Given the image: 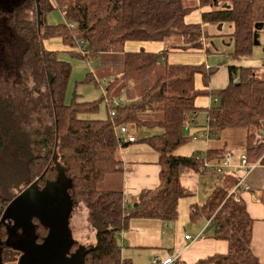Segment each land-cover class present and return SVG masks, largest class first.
<instances>
[{
    "label": "trees",
    "instance_id": "16d2710c",
    "mask_svg": "<svg viewBox=\"0 0 264 264\" xmlns=\"http://www.w3.org/2000/svg\"><path fill=\"white\" fill-rule=\"evenodd\" d=\"M196 5L200 22L186 24L184 16L191 10L182 8L180 0H0V82L12 75V86L18 88L19 84L29 93L21 98L0 90V125L4 128L3 135H10L14 143L25 144L28 140L27 149L31 152L22 167L25 187L9 198L0 195V264L15 262L21 256V250L8 243L16 237L9 236L7 209L22 197L37 204L40 201L34 195L38 192L46 202L38 211H46L51 198L56 200L51 203L55 212L60 210L63 215L53 219V228L58 229L55 238L61 241L58 248L61 256L52 264H78L77 259H81V264H133L130 258L122 256L118 240L130 219L173 221L177 218L178 199L193 195L182 185L181 175L189 168L198 170L204 158L200 153V158H196V154L185 156L174 152L190 139L184 134V126L198 110L206 111L212 134L225 127H244L248 163L264 164V140L257 132L264 120V78L257 77L251 67H242L237 72L234 65H228L227 85L210 89L215 69L204 64L171 63L166 57L176 50L195 52L205 47L207 34L202 24L206 23L218 24L219 29L224 24L229 26L233 58L249 54L253 35L259 31L255 25H264V0H198ZM51 12L61 15L56 23L47 19ZM170 29H179L190 39L189 44L171 46L164 52L142 47L135 51L126 49L128 41L159 40L158 36ZM62 48L68 58L100 56L102 68L117 71L110 78H103V99H108L105 118L81 117L97 114L98 101H79L76 94L66 101L71 65L62 55ZM160 58L164 62L150 80L149 74ZM20 73L26 76L28 85L18 80ZM197 76L202 79L200 88ZM131 77L138 80L141 94L138 99L131 98ZM85 79L92 81V73H87ZM122 89L129 101L113 105L112 99ZM208 98L216 102L207 108ZM9 109L27 113L34 128L22 134L10 127ZM120 124L156 129L141 140L158 154L159 184L141 190L131 202L120 189L100 187L108 176L122 170L118 157V149L124 143L117 129ZM222 152L208 150L205 159L220 161ZM239 177L230 185L225 182L216 186L203 202L191 204L189 211L193 222L204 219L210 223V237L224 241L225 252L192 263L178 256L172 264H262L251 249L253 218L244 201L229 194ZM48 183L62 187L64 197L45 190ZM79 202L87 209V221L94 233L93 242L87 247H80L66 235L69 231L65 218ZM35 217L32 216L31 222ZM49 231L50 227L39 221L34 229L36 240L46 239Z\"/></svg>",
    "mask_w": 264,
    "mask_h": 264
},
{
    "label": "rangeland",
    "instance_id": "374dc122",
    "mask_svg": "<svg viewBox=\"0 0 264 264\" xmlns=\"http://www.w3.org/2000/svg\"><path fill=\"white\" fill-rule=\"evenodd\" d=\"M181 6L187 10H196L197 9V1L198 0H180ZM51 19L53 22L59 21L61 15L56 12H51L48 14L47 19ZM173 23V22H171ZM175 26V25H173ZM202 29L206 32V38L204 42V46L200 49V53L194 54L197 57V61L194 64H204L205 66L215 69V73L211 76L209 85L212 87H220L223 83H225L228 79V65H234L236 67L237 72L242 69V67H251L253 71L257 74V77L263 78L258 73L260 68H263V59H264V28L260 29L258 32V45H253L251 52L244 56H239V58H233V50L234 46L232 41L228 37L229 33V26L224 24L221 29H219L218 24L206 23L202 24ZM3 30H6L3 28ZM161 37L159 41L163 42V49L161 52H164L166 49H170L171 46L177 45H187L189 44L190 39L188 40L179 29L172 30L170 29L168 33H164L163 35H159ZM62 55L70 62L71 65V73L67 84L66 90V101H70L73 98V95L76 94L79 101H98L99 102V109L97 114L81 116L83 118H105L107 115L106 110V103L103 99L104 96V87L103 83L105 82V78H110L112 74L116 73V70H110L108 68H102L100 65L101 57H90L87 59L81 58H68V55L65 53L64 49L62 48ZM170 56H168V61H170ZM164 62V58H160L158 64L153 66L149 78L152 80L159 71L160 65ZM92 73L93 80L87 81L85 79V75L87 73ZM26 83L28 85V80L23 73L19 74L18 80ZM104 78V79H103ZM17 79V78H16ZM196 84L200 88L202 86V79L200 76L195 77ZM12 75L9 76V80L6 78L2 79L0 82V90L1 91H9L14 93L16 96L19 95L21 98L28 96V89L21 88L18 84V88L16 85L12 86ZM104 81V82H103ZM102 83V84H101ZM14 84V82H13ZM17 88L15 90L14 88ZM20 87V88H19ZM129 89L131 90V98L138 99L140 97V89L138 80L136 77H131L129 80ZM113 98L119 105L125 104L129 101V97L125 90H121L117 96ZM210 101V100H209ZM211 102V101H210ZM213 103V102H211ZM10 110V109H9ZM12 123L10 127L16 128L18 132H22V134H28L29 131L34 128V123L29 119L27 113L22 110L15 109L10 110ZM158 112L157 115H159ZM196 114V113H195ZM196 122L199 124H203L201 126H194L192 123L193 120L188 122V128L184 130V134L190 137L187 139L183 144L178 146L175 150V154L180 153V155L185 154V152L193 153L196 151L203 152L201 153L202 157L206 165L202 169H206L205 172L198 173L202 171L201 169L197 170L198 172H193L191 174V178L186 180L187 186L189 189L194 193L190 196L181 197L178 199V209H177V218L175 220H171L168 223L171 225L169 227V231L171 232L172 239L174 240H181L182 242L179 244V247L184 244L188 243V240L184 241L183 235L188 234L192 238L196 237L197 233L203 228L205 231L202 232L201 237L208 236L212 234V227L210 223H207L204 219H198L193 222L189 216V209L188 206L191 202L200 199L198 202H202V199L205 197V192L210 184L213 185V188L218 184L222 183L221 176L228 174L229 169L233 167L235 159L239 161V157L241 155V151L244 148L245 140L242 139L240 133L246 132V129L241 126H231L225 127L221 129L218 133L209 134V147L216 149L220 152L230 151L232 153L231 157V165L224 170L223 173H218L213 169V165L217 163L216 158H212L209 161L205 159V152L206 149L203 147V143H205V138H199L197 140H192L191 137L195 135H199L201 130L205 129L206 127V120L205 119V110L201 109L198 110L196 116ZM204 121V123H203ZM205 124V125H204ZM9 127V128H10ZM131 130V133H134L136 136L137 142L135 144H143L145 145V141L141 140L142 137L146 136L147 134H152L156 131L154 128H143V127H132L128 126ZM4 128H1L0 125V195L2 197H12L18 190L23 189L26 184V176L22 167H25V162L29 155L31 156L30 148L28 147V140L25 144L21 142V144L14 143L9 136L3 135ZM208 137V138H209ZM246 137V136H245ZM222 152V153H223ZM183 153V154H182ZM13 156H12V155ZM208 161V162H207ZM259 162V161H258ZM209 173L210 176L208 175ZM197 179L195 180V178ZM118 178H121L120 174H112L108 176L105 181L100 184L101 188L105 189H120L121 186H118ZM185 183V182H183ZM183 185V184H182ZM60 187V186H59ZM28 188V186H26ZM61 191L63 190L60 187ZM211 191V190H210ZM37 193V191H36ZM201 194L198 197V194ZM41 193H37L38 196H35L36 200L40 201L34 206H31L33 209H40L42 204H46V202L42 199L43 197L40 196ZM44 194V193H43ZM42 195V194H41ZM63 193L60 194V198H63ZM198 197V198H197ZM61 200V199H60ZM56 200H52L50 198V202L48 205L52 206L51 203L55 202ZM39 204V206H38ZM56 205V204H55ZM54 206V205H53ZM71 214V219L69 218ZM62 214L60 210L55 212L54 217L55 219L62 218ZM66 222L65 225L68 226V233L66 234L67 237L73 235L80 240V247H87L88 245L93 242L94 233L87 221V209L81 203H77L74 205L72 213L68 212L67 217L65 218ZM40 220L39 217H35L33 220L32 225L36 226ZM8 222V220H7ZM180 236V237H179ZM173 240H168V244L166 247L162 246L160 253L164 255L166 251H172L176 249L175 247L171 248ZM164 247V248H163ZM150 250V249H147ZM154 250V248H153ZM156 253V252H154ZM164 253V254H163ZM22 255V252L20 251ZM140 254V253H139ZM153 252H144L141 255L137 254L135 258V264H141L142 261L147 263L146 259L152 258ZM150 257V258H149ZM129 258V257H128ZM140 258V259H138ZM78 264H81V259L78 260ZM19 259L15 262L9 264H18ZM152 262V259H151ZM150 262V263H151ZM77 264V263H75ZM143 264V263H142Z\"/></svg>",
    "mask_w": 264,
    "mask_h": 264
},
{
    "label": "crops",
    "instance_id": "0c3cea01",
    "mask_svg": "<svg viewBox=\"0 0 264 264\" xmlns=\"http://www.w3.org/2000/svg\"><path fill=\"white\" fill-rule=\"evenodd\" d=\"M183 20L186 24L200 22V10L196 9L190 11L188 14L184 16ZM140 47L151 52H161L163 49V42L159 40H145V41L134 40V41H128L126 43L127 50L135 51L138 50ZM195 53L198 54L200 53V51L190 52V51L176 50L175 52H169L166 55V57L168 58V56H170L171 63L194 64L195 62H198L196 55H194ZM263 65H264V59H263ZM260 69L261 70H258V73H260V76H263L264 78V67ZM227 83H228V79L220 87H212L209 85V88L210 89L222 88L225 85H227ZM209 100L212 102V99L210 98L207 99V101L205 102L207 108L212 104ZM196 118L197 117H195V122L192 124L194 126L203 125L196 122ZM205 120L207 123L206 111H205L204 121ZM257 132L259 136L264 140V120L260 128L257 130ZM240 135L242 139L246 141L245 136L247 135V131L241 132ZM197 139L198 138L195 139L192 138V140H197ZM209 139L210 137L205 139V143H203V147L207 148L206 151L216 150L214 148L209 147L210 145ZM135 142H137L136 139L132 142L125 141L123 145L120 146L118 149V157L121 161V166H122L121 172L118 173L121 176V178H118V186H121L120 190H122L125 199L128 200V202L133 201L141 190L152 189L157 187L159 184L160 166L158 163L157 152L146 142L145 145L135 144ZM241 152L242 153L240 157L245 153L244 148ZM197 153L201 154L203 152L200 151H196V153L185 152V154L183 153L182 154L185 156H190V155H195ZM178 154L180 155V153ZM240 157H239V161L238 158L237 160L235 159L233 167L229 169L228 174L221 176L222 183L221 184L218 183L216 186L225 185V182L226 185L227 182L228 185H230V182L234 178L238 177L239 175L241 176L242 172L239 168ZM202 168L204 167L200 166L199 169L202 170L200 172L192 168H189L181 175V183L183 184V186H185L186 189L190 190L189 187L187 186L188 184L186 183L187 178L190 179L191 174L194 171L198 173L205 172L206 169H202ZM210 174L211 173H209L208 175L210 176ZM197 177L198 176H196L195 180L197 179ZM244 182L249 186V190L239 189L236 191L235 197L240 198L244 201L248 214L253 218L251 249L253 253L258 257L259 261L262 264H264V164L261 163L260 161L259 162L257 161L254 164V168H252L250 172L246 175ZM215 187L213 188V185L210 184V186L207 188V191L205 192V197L202 199V202L215 189ZM200 196L201 194L199 193L198 197ZM199 200L200 199L193 201L189 204L188 206L189 211L191 204L193 203L200 204V202H198ZM177 209H178V204H177ZM168 222L169 221H162L157 218L130 219L128 228L122 231V236H118L119 243L122 245L121 247L122 256L127 258L129 257L132 260V263L135 264V260H136L135 258L137 257V254L141 255V253H144L146 251L153 252L151 259H153V257L156 255L162 257V256H166L168 253L178 252L179 256H181V258L185 262L192 263L210 254L225 252L226 244L224 241L215 240L211 238L210 237L211 234L205 237H201L202 232L205 231L203 228L197 233L196 237L194 238L191 237V239H185L184 236L188 234H184L183 239L184 241L188 240V243H184L179 247V244L182 241L172 239L171 232L169 231V227L171 225ZM207 223L209 222H206V225ZM70 237L72 240H75L78 243H80V240H78V238L73 235V232L71 233ZM170 239L173 240L171 248L175 247L176 249L168 252L166 251L165 254L163 253L164 255L157 253L160 251V248H162V246L166 247V245L168 244V240ZM151 259H146V261L147 260L150 261H147V263H144L142 261V263L151 264L150 263Z\"/></svg>",
    "mask_w": 264,
    "mask_h": 264
},
{
    "label": "water",
    "instance_id": "95a60500",
    "mask_svg": "<svg viewBox=\"0 0 264 264\" xmlns=\"http://www.w3.org/2000/svg\"><path fill=\"white\" fill-rule=\"evenodd\" d=\"M255 26L256 28H259V29L264 27V25L262 24H256ZM258 44H259L258 33H255L253 35V45H258ZM44 189L50 190L53 193L58 194L59 196L60 194H62L60 187L56 185L55 183H48ZM35 196H38V195H34V197ZM29 200H30L29 197L27 198L22 197V199L17 198L10 204V208L12 207V210H10V208L7 209V212H9L8 220L10 219L11 222L13 221L23 222L24 221L25 224H28L30 226L28 241L25 242V244H23V243H20V238L16 237L14 241L10 242L8 240V243L13 248L21 250L22 252V255L19 258L18 264H52L54 261H57L61 256L60 252L58 251L61 241L55 238V235L58 233L57 232L58 229L55 230L53 228L55 219L53 216L54 214L52 215L50 211L52 210V212L53 211L55 212V210L53 206L49 205L46 211L42 213L41 210L38 211L37 209H33L31 206H34L35 204L33 203L30 204L28 202ZM34 215L36 216V218L39 217L40 220H43L50 227L48 237L44 239V243L40 245L36 242V236L34 235V226L32 225V222H31L32 216ZM13 227H15V225H13ZM9 236L13 237V233L11 231H9ZM67 240L68 239H66L65 241ZM37 251L39 252V256L38 258L34 259L33 258L34 254ZM67 251H68V246L65 249V252ZM81 252H82V249L79 248V253L81 254ZM29 254H31V256L33 255V257H30ZM27 258H29V260H27Z\"/></svg>",
    "mask_w": 264,
    "mask_h": 264
},
{
    "label": "built area",
    "instance_id": "2783aa9c",
    "mask_svg": "<svg viewBox=\"0 0 264 264\" xmlns=\"http://www.w3.org/2000/svg\"><path fill=\"white\" fill-rule=\"evenodd\" d=\"M237 80L236 77H234L233 82H235ZM104 82V81H103ZM105 83V82H104ZM104 83L102 84L104 86ZM110 100V99H109ZM105 101H108V99L106 98ZM212 102H216V99H212ZM112 103L113 105H117V102L112 99ZM114 112L111 111V114H113ZM195 117L196 114L192 113L190 115L189 121L193 120V122L195 121ZM188 121V122H189ZM188 123L185 124L184 128L187 129L188 128ZM118 132L119 134H122L125 137H121V140L123 142H132L136 139V136L134 133H131L128 126L126 124H120L117 126ZM261 131V130H260ZM209 125L208 123H206V127L205 129L202 130V132L199 135H195L192 136L193 139L195 138H205L207 139L209 137ZM195 157H199V154H196ZM231 157H232V153L230 151H226L224 152L223 158L220 161H217V163H215L213 165V169L218 172V173H223L224 170L226 168H228L231 165ZM200 158V157H199ZM254 164L255 163H248L247 158H246V154L244 153L241 157H240V164H239V168L242 172L241 176L239 177V179L236 181V183L233 185V187L230 189L229 194H232L235 196V193L237 190H249V186L244 182V179L246 177V175L250 172V170L252 168H254ZM206 165L204 159L202 160L201 163V167H204ZM122 236V232L120 233ZM185 239H191V236L189 235H185L184 236ZM179 256V253H168L166 256H154L152 259L151 264H172L173 261Z\"/></svg>",
    "mask_w": 264,
    "mask_h": 264
},
{
    "label": "flooded vegetation",
    "instance_id": "af4514ba",
    "mask_svg": "<svg viewBox=\"0 0 264 264\" xmlns=\"http://www.w3.org/2000/svg\"><path fill=\"white\" fill-rule=\"evenodd\" d=\"M9 224V227H12L10 229H8L9 231H11L13 233V237H19L20 238V243H23L25 244V242L28 241V235H29V232H30V226L28 224H25L24 221L23 222H11L10 219L8 220L7 222ZM13 225H15V227H13ZM34 229H35V226H34ZM12 241V239H11ZM36 242L40 245V244H43L44 243V240L43 241H37ZM30 257H33V255L31 256V254H29ZM39 256V252L37 251L35 254H34V259L38 258ZM27 260H29V258H27ZM26 262V260H25Z\"/></svg>",
    "mask_w": 264,
    "mask_h": 264
}]
</instances>
